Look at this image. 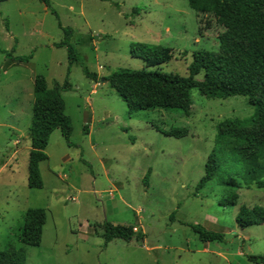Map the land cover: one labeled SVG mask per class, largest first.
<instances>
[{
    "label": "rangeland",
    "instance_id": "obj_1",
    "mask_svg": "<svg viewBox=\"0 0 264 264\" xmlns=\"http://www.w3.org/2000/svg\"><path fill=\"white\" fill-rule=\"evenodd\" d=\"M49 4L0 2V250H22L26 264H264L250 260L264 257V225L241 229L235 223L240 206L264 207V188L236 190L235 206L225 204L233 190L216 177L196 190L217 124L254 114L247 98H207L192 89L188 116L163 109L129 114L103 80L119 69L185 77L192 54L216 51L223 29L211 15L195 13L188 0ZM59 24L71 29V64L65 48L56 46L64 40ZM135 43L166 47L171 58L148 67L131 54ZM37 75L49 88L70 84L61 96L72 132L69 145L59 129L52 132L47 160L39 164L43 187L31 189L27 133ZM171 128L188 133L176 139L160 132ZM28 208L46 214L37 247L21 242ZM106 223L129 227L141 238L105 245ZM189 225L222 239L204 243Z\"/></svg>",
    "mask_w": 264,
    "mask_h": 264
},
{
    "label": "trees",
    "instance_id": "obj_2",
    "mask_svg": "<svg viewBox=\"0 0 264 264\" xmlns=\"http://www.w3.org/2000/svg\"><path fill=\"white\" fill-rule=\"evenodd\" d=\"M5 0H0L3 2ZM50 9L49 0H42ZM189 7L197 14L211 15L223 29L218 36L216 51H196L187 67V76L163 74L152 71L119 69L104 77V82L125 102L129 114L142 110H179L189 115L190 92L197 89L207 98L224 99L243 96L255 108L254 114L245 119H224L216 126L215 146L207 156L204 174L196 190L202 189L213 178L232 189L226 197V205L235 206L236 190L256 187L264 188V0H188ZM64 40L57 47L65 48L69 64L75 61V53L68 39L71 29L61 27ZM131 54L146 62L147 66L167 63L171 50L143 43L131 46ZM28 57H15L27 61ZM91 80L96 75L83 68ZM71 89L68 81L49 88L45 78H33V102L31 124L28 128V171L27 186L41 189L39 164L47 160L45 148L52 132L59 129L69 145L72 132L71 118L65 114V103L61 91ZM160 131V130H159ZM166 137L182 138L188 133L185 128H171L160 131ZM227 164L226 169L224 165ZM148 172L143 177L147 180ZM45 210L28 208L24 212L21 242L37 247L40 244ZM236 225L245 229L264 225V207L240 206L235 216ZM206 243L221 240L222 235L207 231L199 225H189ZM105 245L114 239L130 242L139 240L131 228L123 225H104ZM250 260L264 262V257ZM0 264H26L22 250L7 248L0 250Z\"/></svg>",
    "mask_w": 264,
    "mask_h": 264
},
{
    "label": "built area",
    "instance_id": "obj_3",
    "mask_svg": "<svg viewBox=\"0 0 264 264\" xmlns=\"http://www.w3.org/2000/svg\"><path fill=\"white\" fill-rule=\"evenodd\" d=\"M68 200H70V201H74L75 198H74V197H68Z\"/></svg>",
    "mask_w": 264,
    "mask_h": 264
}]
</instances>
